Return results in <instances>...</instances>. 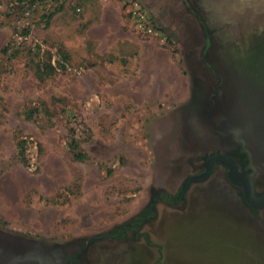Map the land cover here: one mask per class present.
<instances>
[{
  "label": "rangeland",
  "instance_id": "1",
  "mask_svg": "<svg viewBox=\"0 0 264 264\" xmlns=\"http://www.w3.org/2000/svg\"><path fill=\"white\" fill-rule=\"evenodd\" d=\"M124 1L0 0L1 258L264 264V0H135L153 35ZM217 154L250 206L219 161L192 179ZM181 188L138 232L90 241Z\"/></svg>",
  "mask_w": 264,
  "mask_h": 264
},
{
  "label": "trees",
  "instance_id": "2",
  "mask_svg": "<svg viewBox=\"0 0 264 264\" xmlns=\"http://www.w3.org/2000/svg\"><path fill=\"white\" fill-rule=\"evenodd\" d=\"M34 2L35 0H31L32 4ZM28 31H29L28 28L23 29L22 35H26ZM16 54H18V45L16 43V40L12 37L11 40L8 42V44L2 49L1 55H3L6 58V60L11 61V59H13ZM43 69L49 70L51 73L54 71L53 68H51V66H44ZM45 70H43V72ZM180 201H181L180 197H175L170 194L164 195L162 193H156L151 199V202L149 203L150 204L149 207L144 212L140 213L137 217L132 219L129 223L123 224L121 226H117L112 230L108 231L107 233H105L104 235L95 237L90 241L93 240L98 241L100 239H107L110 241H122L127 237L128 233L137 232L142 226L155 219L157 215L158 203H164L170 206V205L179 204Z\"/></svg>",
  "mask_w": 264,
  "mask_h": 264
},
{
  "label": "flooded vegetation",
  "instance_id": "3",
  "mask_svg": "<svg viewBox=\"0 0 264 264\" xmlns=\"http://www.w3.org/2000/svg\"><path fill=\"white\" fill-rule=\"evenodd\" d=\"M240 148H239V151L240 152H245V150L243 149V147H241V146H239ZM246 153V152H245ZM217 161H219V162H221V163H223V164H225L226 165V167H228V169H229V171H230V173H231V176L233 177V171H232V169H231V167H230V163L232 164V165H234V167L236 168V170H237V172H238V174L240 175V178L239 179H237V180H240V181H235V180H233V182L237 185V186H239V187H241V189H242V191H243V194H242V199L244 200V201H246L248 204H249V206L251 205V203H250V201L249 200H251L250 198L251 197H253L254 196V194H253V185L249 182V180L248 179H246L245 177H244V173L239 169V167H238V164H237V162L231 157V159H229L228 157H226V156H224V155H222V154H217L214 158H212V159H210V160H207L206 159V162H207V166H206V169H205V171L203 172V173H201V174H199V175H197V176H195L194 178H192V179H195V180H200V179H196V178H198L199 176H202L203 174H206V173H208V176L211 174V171H212V169H213V166H214V164L215 163H217ZM190 181L191 180H189L188 181V183L187 184H189L190 183ZM232 182V183H233ZM245 185H248V187H249V193L247 192V190H246V188H245ZM183 189L181 188V190L179 191V192H177V193H175V194H170V195H172V196H175V197H180L181 198V201L183 200ZM163 194V193H162ZM155 195V194H154ZM164 195H169V194H164ZM153 198V197H152ZM180 201V202H181ZM151 202V201H150ZM179 202V203H180ZM158 204H164V203H158ZM165 205H167V204H165ZM177 205V204H176ZM169 206V205H168ZM149 207V206H148ZM147 207V208H148ZM157 207H158V205H157ZM144 212V211H143ZM143 227V226H142ZM141 227V228H142ZM140 228V229H141ZM139 229V230H140ZM138 230V231H139ZM137 231V232H138ZM135 233V232H134Z\"/></svg>",
  "mask_w": 264,
  "mask_h": 264
},
{
  "label": "built area",
  "instance_id": "4",
  "mask_svg": "<svg viewBox=\"0 0 264 264\" xmlns=\"http://www.w3.org/2000/svg\"><path fill=\"white\" fill-rule=\"evenodd\" d=\"M124 2L131 9L132 20L138 31L146 35H153V27L149 23V18L143 8L135 0H125Z\"/></svg>",
  "mask_w": 264,
  "mask_h": 264
},
{
  "label": "water",
  "instance_id": "5",
  "mask_svg": "<svg viewBox=\"0 0 264 264\" xmlns=\"http://www.w3.org/2000/svg\"><path fill=\"white\" fill-rule=\"evenodd\" d=\"M230 167H231V169H232V171H233V180H235V181H240V180H237V179H239L240 178V175L238 174V172H237V170H236V168L234 167V165H232L231 163H230ZM208 176V173H206V174H203L202 176H199L198 178H196V179H203V178H206ZM245 188H246V190H247V192L249 193L250 191H249V187H248V185H245ZM2 257V255H0V264H6V260H5V258H4V260H3V258H1Z\"/></svg>",
  "mask_w": 264,
  "mask_h": 264
}]
</instances>
